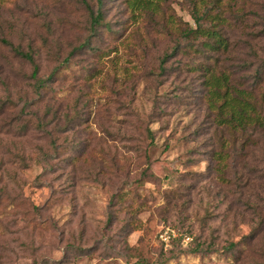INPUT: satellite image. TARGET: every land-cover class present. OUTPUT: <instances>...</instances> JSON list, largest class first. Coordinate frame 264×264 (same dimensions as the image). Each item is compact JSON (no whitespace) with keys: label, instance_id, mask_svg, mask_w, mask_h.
Here are the masks:
<instances>
[{"label":"rangeland","instance_id":"rangeland-1","mask_svg":"<svg viewBox=\"0 0 264 264\" xmlns=\"http://www.w3.org/2000/svg\"><path fill=\"white\" fill-rule=\"evenodd\" d=\"M86 1L0 0L4 264H236L238 251L239 264H264V136L222 183L209 168L221 132L191 68L204 57L185 40L172 55L155 23L129 25L123 0H104L120 40L100 60L81 45L115 46ZM169 3L196 27L192 0ZM227 17L225 63L249 78L264 64V0H237ZM1 39L34 56L37 77Z\"/></svg>","mask_w":264,"mask_h":264},{"label":"trees","instance_id":"trees-1","mask_svg":"<svg viewBox=\"0 0 264 264\" xmlns=\"http://www.w3.org/2000/svg\"><path fill=\"white\" fill-rule=\"evenodd\" d=\"M82 1L89 7L86 0ZM192 1L194 2L192 14L195 18L196 27H191L181 18L176 17L169 0H123L126 12L129 15L127 19L129 25L143 17V22L152 21L153 24L155 23L159 27L158 32L169 36L170 39L178 43L175 49L178 48L172 52V55L179 52V48H183L181 43L185 40L186 47L191 52L204 57L203 61L194 63V67L191 66V68L193 73L198 72L201 74L207 108L212 114L216 128L221 132V135L217 136L216 146L211 150V165L209 168L212 173L218 174L222 183L227 184L230 182L227 172L232 161H235V159L237 161L240 155L246 156L248 153L247 148L253 145L258 146L259 142L253 139L255 135L264 136V64L253 69V73L250 72L252 75L249 78L236 80V72L231 70L225 63L224 56L230 53V43L223 34L222 28L230 22L227 13L232 11L233 4L237 0ZM98 3L100 9L97 14L95 15L92 12V30L97 32L98 28L103 27L115 47L107 53L100 52L99 47L91 46L89 43L81 45L80 48L89 47L92 54L102 60L118 51L119 46L117 43H119L120 34L108 24L103 25L104 13L101 6L104 0H98ZM218 7L220 9L217 10ZM215 9L217 12H214ZM209 23L210 25H208ZM197 39H201L202 42L197 45L192 43ZM1 42H6V45L10 48L9 50L13 51L15 55L29 61L34 67L32 76L37 77L39 66L32 54L22 51L5 39H1ZM80 48L75 51L80 50ZM116 57H113L112 61ZM167 57L169 58V56ZM166 58L163 59L164 62L167 61ZM165 69L166 67H163V70ZM93 74L92 71H89L87 78H93ZM37 82L39 87L44 83V81L39 80ZM226 133L231 137L227 138ZM147 137L150 139V144H153L154 131L150 128L147 130ZM252 139L253 141L250 142ZM121 198L123 199V197ZM263 229L264 227L257 228L260 233ZM257 236L254 238L257 239ZM234 247H236V244L231 243L227 248L233 249ZM6 249L5 245H1V252ZM198 250H200L199 246L195 251ZM244 256V252L238 251V254L234 256V260L238 262L236 264H239ZM4 259L5 255L0 254V264H4Z\"/></svg>","mask_w":264,"mask_h":264}]
</instances>
